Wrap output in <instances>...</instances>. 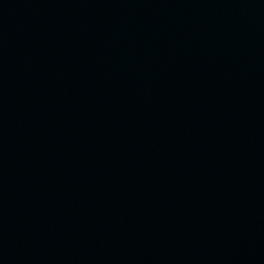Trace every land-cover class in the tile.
Here are the masks:
<instances>
[{
	"label": "water",
	"instance_id": "95a60500",
	"mask_svg": "<svg viewBox=\"0 0 264 264\" xmlns=\"http://www.w3.org/2000/svg\"><path fill=\"white\" fill-rule=\"evenodd\" d=\"M0 264H264V0H0Z\"/></svg>",
	"mask_w": 264,
	"mask_h": 264
}]
</instances>
